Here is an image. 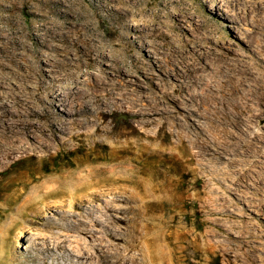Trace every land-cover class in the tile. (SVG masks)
<instances>
[{
    "label": "rangeland",
    "instance_id": "obj_1",
    "mask_svg": "<svg viewBox=\"0 0 264 264\" xmlns=\"http://www.w3.org/2000/svg\"><path fill=\"white\" fill-rule=\"evenodd\" d=\"M148 1L150 6L177 13L179 19L186 16L181 36L201 43L199 53L189 54L193 60L212 66L232 63L235 70L225 78V92L220 94L222 103L218 110L230 114L242 109L252 114L264 112V0ZM117 3V0H0V53H9L7 49L26 53L21 56L22 61L30 60V53H46L42 59L46 78L52 83L51 79L57 76L52 67L60 58L57 53H76L78 48H84L80 40H75L84 30L82 11L96 13L89 18V27H94L100 24V17L109 13L112 16L109 6ZM110 22L111 18L105 24ZM105 30L101 26V31ZM152 44L149 39L139 40L149 68L146 80L149 103L153 104L155 92L162 94L163 90L170 94V100H175L164 99L160 105L171 111L169 115L157 113L148 117L143 154L140 145L144 141L136 134L107 139L96 134L95 121L84 119L88 110L81 104L73 115L68 113V105L57 101L52 110L60 114L59 124L51 154L41 157L44 153L39 152L38 157L20 163L19 171L32 172L35 166H40L45 175H65L70 181L67 179L68 183L61 188L67 198L51 200L65 199L67 207L34 216L33 223L26 222L25 227L10 232L5 243L0 241V264H100V253L115 260L125 259L127 264H135L133 257H137V264H264V114L244 119L240 126L233 123L239 116L226 121L221 117L224 114H216L208 104L214 100L204 97L208 91L203 85H193L182 71L176 73V67L171 66L176 63L175 53L166 50L153 53ZM104 51L108 53L109 49ZM248 68L251 74L245 73ZM211 71L208 68L198 74L208 75ZM241 79L245 84L239 90ZM36 109L41 113L40 107ZM206 109L211 114H206ZM128 117L133 116L126 113L117 116L120 122ZM73 119L78 123H73ZM134 119L135 125L140 126V118ZM112 123H116L115 119ZM179 131L189 138L180 142ZM42 137L37 129L36 143ZM130 142L137 156L133 164L122 162L125 156L122 146L116 148L114 155L118 158L110 160L112 144ZM203 151L206 153L201 154ZM128 166L134 168V174ZM102 167L111 169L100 174L108 183L101 189L121 193L123 188L134 190L133 185L120 180L109 182V178L130 174L142 180L148 194L132 198L109 194L92 205L86 201L84 210L93 207L92 217L70 207L72 200L81 203L89 198L86 191L74 190L71 177L82 173L86 176L91 169ZM69 171L73 176H67ZM59 182V178H51L48 185L55 188ZM6 206L0 198V208ZM9 217H0L1 227ZM93 217L102 221L91 226L97 231L96 237L82 231ZM64 244L83 254L91 251L93 256L72 258L62 249Z\"/></svg>",
    "mask_w": 264,
    "mask_h": 264
},
{
    "label": "bare ground",
    "instance_id": "obj_2",
    "mask_svg": "<svg viewBox=\"0 0 264 264\" xmlns=\"http://www.w3.org/2000/svg\"><path fill=\"white\" fill-rule=\"evenodd\" d=\"M117 1V4L109 6L113 10L112 16L109 13L106 17H100V26L89 27V18L96 13L90 12L88 9L82 11L84 30L77 34L75 40H80L84 48L83 50L78 48V51L75 50L76 53H57L60 58L52 64L57 73V76L51 79L52 83H49L46 78L48 74L44 68L45 59H42L46 53H30V60L24 61L21 60V56L26 53H17L14 49H7L10 51L9 53H0V198L7 203L6 207L0 208V217L10 215L6 225L0 226V241L2 243L9 239V233L14 229L25 227L26 222L33 223L34 216L51 212L55 208L64 209L67 207L65 199L62 202L51 200V198L67 196L65 189L61 188L68 179L65 178V175H45L40 172L42 171L40 166H35L32 172L19 171L20 163L24 164L26 159L38 157L39 152L44 153L41 157L51 154L54 139L57 137L56 127L59 124L58 115L60 114L52 110L57 101L68 105L67 111L73 115L77 113V105L81 104L82 108L88 110V115L84 116V119L95 121L96 134L105 135L107 139L136 134L140 140L144 141L148 137L145 129L149 123L148 117L157 113H162L164 116L170 114L171 111L160 107L164 99H169L171 102L175 100H170V94L167 91L163 90L162 94L155 92L153 104L149 103L146 85L149 68L142 53L143 46L139 45V40L149 39V42L153 43L151 50L153 53H162L164 50L175 53L176 63H172L171 66L176 67L174 69L176 73L179 74L182 71L183 74H187L191 78L193 85H203L204 89L208 91L204 97L214 100L213 103L208 102V104L213 107L216 114L222 113L217 108L219 103H222L220 94L225 92V78L235 70L231 67L232 63L226 62L227 66H212L209 63L200 64L192 59L195 53H199L198 47L201 46V43L191 42L181 36L186 23L183 18L186 16L182 15L183 18L179 19L177 13H170L165 10L166 8L150 6L148 0ZM139 16H141V20L138 19ZM109 18L112 22L110 25H106L105 21ZM135 21L143 22L136 23ZM101 26H105L106 30L101 31ZM105 48L109 49L108 53L104 51ZM208 68L212 69L208 75L198 74L200 70ZM245 73L251 74L252 71L248 68ZM244 82V79L240 80L237 85L239 90L245 84ZM177 90L175 88V92ZM180 90L181 87L179 92ZM36 106L41 108L39 110L41 113L37 112ZM206 110V114H211V110ZM123 113L133 117L123 118L124 121L120 122L117 116L119 117ZM222 114L224 116L221 117L226 121L239 116L240 119H235L233 123L240 126L244 123V119L259 118L264 112L252 114V112H245V109H242L232 114L223 111ZM134 117L140 118V126L135 125ZM114 119L116 123L113 125L112 120ZM60 121L66 124L63 119ZM72 122L78 123L77 119H73ZM37 129L43 135V140L39 143L35 141ZM178 137L180 142L189 138L184 131H179ZM145 144L144 141L140 145L141 155ZM112 145L110 160L118 158L114 154H116V148L120 147L121 149V146L125 154L122 161L124 164L130 165L137 160L132 142L119 146ZM208 146L211 149V146ZM200 153L205 154L206 151ZM200 153L198 152V154ZM127 168L133 173L132 166ZM110 169L111 167L93 168L86 176L79 172L83 177L76 176L74 178L71 177L73 174L70 175L69 171L67 176L71 177L74 190L77 192L86 191L89 196L88 200L82 199L81 203L70 200V207L82 213L85 211L83 203L87 201L92 205V202L102 201L103 197L109 194L122 198L148 194L145 193L146 185H142V180L134 179L130 174L126 177L121 176L119 179L109 178L111 180L109 182L114 183L120 180L133 185L134 190L123 188V193H121L116 189H101L108 183L99 176ZM51 178H59L60 185L51 188L48 185V180ZM32 184L33 186H31ZM30 187L32 189L29 190ZM78 199L76 200L78 201ZM106 206L111 209L108 204ZM93 211L94 208L89 207V211L85 212L88 217H92L94 216ZM101 222L100 219L93 217L92 222L87 225V228H82V231L90 237H96L97 231L91 226ZM61 247L64 251L69 252L72 258L81 259L93 256L91 251H84L83 254L80 250L71 249L65 244ZM100 256V264H127L125 259L115 260L101 253ZM132 260L135 264L138 263L137 257H133Z\"/></svg>",
    "mask_w": 264,
    "mask_h": 264
}]
</instances>
